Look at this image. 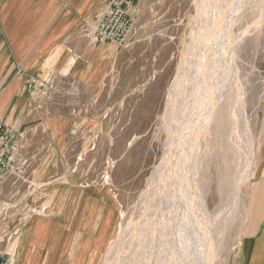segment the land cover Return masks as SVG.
I'll list each match as a JSON object with an SVG mask.
<instances>
[{
  "label": "rangeland",
  "instance_id": "1",
  "mask_svg": "<svg viewBox=\"0 0 264 264\" xmlns=\"http://www.w3.org/2000/svg\"><path fill=\"white\" fill-rule=\"evenodd\" d=\"M253 2L248 9L264 10V0ZM134 3L133 28L122 45L115 44L121 52L103 81L90 86L65 80L41 107L29 101L26 88L27 121L19 128L0 123L20 139L16 170L0 183V259L10 254V264H168L167 255L160 258L157 245L141 235L140 224L164 154V113L191 41L197 0ZM258 20L239 26L246 30L238 61L241 117L234 125L229 110L219 141L215 133L208 139L206 209L211 217L219 214L214 264H233L250 225L247 195L256 161L249 181L239 171L245 180L238 193L226 186L228 194H220L219 174L227 160L232 170L246 163L223 146L234 139V128L236 145L256 158L264 134V21ZM52 118L67 123L53 129ZM107 223L98 252V231Z\"/></svg>",
  "mask_w": 264,
  "mask_h": 264
},
{
  "label": "bare ground",
  "instance_id": "2",
  "mask_svg": "<svg viewBox=\"0 0 264 264\" xmlns=\"http://www.w3.org/2000/svg\"><path fill=\"white\" fill-rule=\"evenodd\" d=\"M250 3L254 4L253 0H197L191 41L169 91L164 113L163 125L167 133L164 154L156 168L147 214L140 224L141 235L147 236L151 246L157 245L160 258L167 255L168 264L215 262L213 254L218 247L212 245L213 225L219 214L211 217L206 209L205 170L211 146L208 139L215 133L214 139L219 141L229 110L234 125L238 124L242 114L244 102L238 61L246 30L240 31L239 26L247 19L264 21V10L257 13L253 9L255 6L248 9ZM234 132V139L223 146L225 151L230 150L232 159L239 161L243 157L246 163L241 170L237 168L238 163L234 170L227 162L229 160L222 163L220 194L224 189L228 194L226 186H231L234 194L238 184L239 191L245 180L242 175L249 181L251 165L256 161L252 150L244 154L236 145L240 136L237 129L234 128ZM226 163L229 166L224 167ZM242 170L244 173L240 175ZM237 171L234 177L233 173ZM109 226L107 223L104 231L101 227L98 231L95 244L98 252ZM162 243H165L164 249L160 248Z\"/></svg>",
  "mask_w": 264,
  "mask_h": 264
},
{
  "label": "crops",
  "instance_id": "3",
  "mask_svg": "<svg viewBox=\"0 0 264 264\" xmlns=\"http://www.w3.org/2000/svg\"><path fill=\"white\" fill-rule=\"evenodd\" d=\"M106 2L0 0V123L19 128L27 121L28 79H69L90 86L103 81L121 51L113 43L90 42L82 27ZM259 107L264 114V91ZM61 123L67 121H48L52 128ZM247 196L250 225L233 264H264V134Z\"/></svg>",
  "mask_w": 264,
  "mask_h": 264
},
{
  "label": "built area",
  "instance_id": "4",
  "mask_svg": "<svg viewBox=\"0 0 264 264\" xmlns=\"http://www.w3.org/2000/svg\"><path fill=\"white\" fill-rule=\"evenodd\" d=\"M134 0H107L103 11L94 19L85 21L83 36L92 43H114L122 45L133 28ZM65 80L28 79L25 84L29 101L41 107L52 91L58 89ZM31 103V104H32ZM20 151L18 134L0 124V183L5 175L16 170ZM20 171V170H17ZM11 255L1 257L0 264H10Z\"/></svg>",
  "mask_w": 264,
  "mask_h": 264
}]
</instances>
